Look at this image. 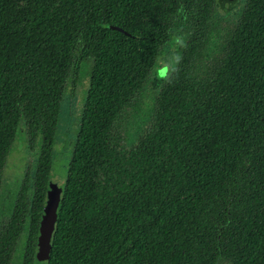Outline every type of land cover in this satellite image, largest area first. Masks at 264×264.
I'll use <instances>...</instances> for the list:
<instances>
[{"label":"trees","instance_id":"16d2710c","mask_svg":"<svg viewBox=\"0 0 264 264\" xmlns=\"http://www.w3.org/2000/svg\"><path fill=\"white\" fill-rule=\"evenodd\" d=\"M243 5L202 71L226 0H0V189L20 128L36 157L0 226V264L38 260L64 91L84 71L40 262L264 264V0ZM178 16L195 19L184 48Z\"/></svg>","mask_w":264,"mask_h":264},{"label":"rangeland","instance_id":"374dc122","mask_svg":"<svg viewBox=\"0 0 264 264\" xmlns=\"http://www.w3.org/2000/svg\"><path fill=\"white\" fill-rule=\"evenodd\" d=\"M191 14L194 16L196 15V12L194 11V13ZM234 18L236 17L234 16ZM177 21V29L180 30V27L183 28L184 40L181 47L184 48L189 42L191 33L194 30L195 19L188 20L186 17L178 16ZM220 21L221 20L215 21L216 25L213 26L212 32H210V28L208 30L207 27L208 35L214 40V42L209 45L207 43L199 50L201 56H199L197 64L201 65L202 71L206 64L208 65L209 62L212 63L216 59L219 55L218 52L221 50V44L226 41L231 33L228 30L231 29L232 23L226 22L228 20H224V22ZM208 46H210L211 50L209 51L208 57H206L205 54L208 52ZM214 48H218V52L215 51ZM212 51H215L216 53L213 54ZM85 76H87V74L84 71V75L78 80L75 77H70L67 80L64 91L58 129L52 146L50 173L48 177L50 182L53 183V186L56 185L55 187L58 188H63L64 186L70 157L80 123L86 96L85 91L87 82ZM32 153V151L28 150L26 132L24 127H22L7 154L4 164L2 187L0 189V204L1 209L3 210V214L0 216L3 220L0 221V226L7 220V213H10L11 205L13 204L15 195L22 183L24 175H31L32 173L34 160L36 158L35 152L34 154ZM21 237L19 242L22 241ZM34 264L42 263L36 260Z\"/></svg>","mask_w":264,"mask_h":264},{"label":"water","instance_id":"95a60500","mask_svg":"<svg viewBox=\"0 0 264 264\" xmlns=\"http://www.w3.org/2000/svg\"><path fill=\"white\" fill-rule=\"evenodd\" d=\"M234 4L235 0H229ZM109 28L122 32L126 34L124 31L117 27H111ZM59 201V190L56 189V187L52 186L50 192L48 193V200L46 203V206L43 209V218L40 222L39 227V237H38V252L36 254V258L39 261H45L48 257V254L50 252V237L53 230V226L56 219V209L58 206Z\"/></svg>","mask_w":264,"mask_h":264},{"label":"flooded vegetation","instance_id":"af4514ba","mask_svg":"<svg viewBox=\"0 0 264 264\" xmlns=\"http://www.w3.org/2000/svg\"><path fill=\"white\" fill-rule=\"evenodd\" d=\"M226 1H228L229 4H230V3L232 4V2H230L229 0H226ZM243 4H244V0H235V1H234V4H232L233 6H231V9H227V10H229L230 12H228V17H229V19L227 18L226 20H228V21H226V22H231V23H232V27H231V29L228 30V31L232 32V31L234 30V28H235V24L238 22L239 15H240V13H241L242 10H243V7H244ZM229 14H230V15H229ZM234 16H235L236 18H234ZM209 21H210V20H209ZM222 22H224V19L222 20ZM208 23H209V22H208ZM214 25H216V22H212L211 24H208V30H209V28H210V32H212V30H213V26H214ZM230 34H231V33H230ZM211 42L213 43L214 40L211 39ZM163 69H164V68H163ZM161 70H162V69H161ZM52 186H53V183H51L50 180L48 179V183H47V186H46V200H45V204H44V206H43V209H44V207L46 206V203H47V200H48V193L50 192ZM55 186H56V185H54V187H55ZM56 189L59 190V198H60V193H61L62 188H58V187H56ZM58 202H59V201H58ZM9 212H10V211H9ZM7 214H10V213H7ZM42 218H43V214H42V216H41L40 222H41ZM40 222H39V227H40ZM38 237H39V235H38ZM37 252H38V246H37L36 254H37Z\"/></svg>","mask_w":264,"mask_h":264}]
</instances>
